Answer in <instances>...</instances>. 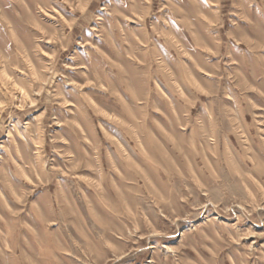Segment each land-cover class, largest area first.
<instances>
[{
  "label": "rangeland",
  "instance_id": "rangeland-1",
  "mask_svg": "<svg viewBox=\"0 0 264 264\" xmlns=\"http://www.w3.org/2000/svg\"><path fill=\"white\" fill-rule=\"evenodd\" d=\"M0 264H264V0H0Z\"/></svg>",
  "mask_w": 264,
  "mask_h": 264
}]
</instances>
